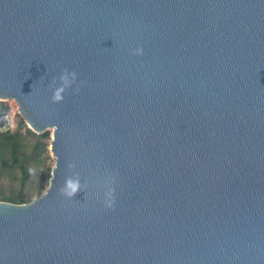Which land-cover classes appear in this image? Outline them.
Returning a JSON list of instances; mask_svg holds the SVG:
<instances>
[{
	"label": "water",
	"instance_id": "95a60500",
	"mask_svg": "<svg viewBox=\"0 0 264 264\" xmlns=\"http://www.w3.org/2000/svg\"><path fill=\"white\" fill-rule=\"evenodd\" d=\"M6 100L54 165L0 264H264V0H0Z\"/></svg>",
	"mask_w": 264,
	"mask_h": 264
},
{
	"label": "trees",
	"instance_id": "16d2710c",
	"mask_svg": "<svg viewBox=\"0 0 264 264\" xmlns=\"http://www.w3.org/2000/svg\"><path fill=\"white\" fill-rule=\"evenodd\" d=\"M10 106L0 101V117ZM49 131L33 132L21 121L0 133V202L26 205L45 191L54 165L49 156Z\"/></svg>",
	"mask_w": 264,
	"mask_h": 264
},
{
	"label": "rangeland",
	"instance_id": "374dc122",
	"mask_svg": "<svg viewBox=\"0 0 264 264\" xmlns=\"http://www.w3.org/2000/svg\"><path fill=\"white\" fill-rule=\"evenodd\" d=\"M9 104L10 110L8 113L0 117V133L6 130L13 131L18 127V124L23 121L26 125L27 122L25 121L24 117L22 116L18 105L13 100H6L4 101ZM50 136L52 135V129L49 130ZM49 149V148H48ZM49 156L54 162V159L52 158V155L49 150ZM45 187H48V182L45 183Z\"/></svg>",
	"mask_w": 264,
	"mask_h": 264
},
{
	"label": "clouds",
	"instance_id": "9594fccd",
	"mask_svg": "<svg viewBox=\"0 0 264 264\" xmlns=\"http://www.w3.org/2000/svg\"><path fill=\"white\" fill-rule=\"evenodd\" d=\"M61 80L64 83V85L66 86L67 83H68V77H67V75L62 76L61 77ZM63 91H64V88L63 87H60V88L56 89V91L54 92V95H53V100L54 101H60L62 99L61 93Z\"/></svg>",
	"mask_w": 264,
	"mask_h": 264
}]
</instances>
